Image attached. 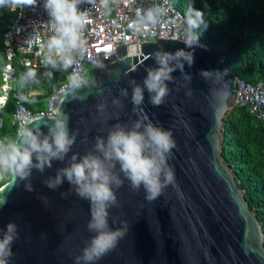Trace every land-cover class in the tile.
Returning <instances> with one entry per match:
<instances>
[{
    "label": "water",
    "instance_id": "obj_1",
    "mask_svg": "<svg viewBox=\"0 0 264 264\" xmlns=\"http://www.w3.org/2000/svg\"><path fill=\"white\" fill-rule=\"evenodd\" d=\"M141 44L140 55L136 42H130L97 59L91 78L75 94L69 87L59 91L53 100L56 111L36 114L29 124L47 133L52 117L66 113L75 135L69 157L72 152L82 155L91 150L96 138L106 136L112 125L137 119L140 108L173 133L175 147L168 164L174 170L175 184L147 200L142 186L134 189L124 179L116 191L118 204L109 210V221L116 220L113 227L125 221L129 228L96 264H264L263 226L222 149L225 117L236 106L237 75L212 49L195 45L188 49L194 53V63L185 64L191 81L177 69L163 104L152 105L146 91L144 104L136 108L129 81H143L146 67L154 66L153 52L160 47L169 51L186 48L183 41L158 34L156 40ZM201 69L226 75L213 74L207 80ZM225 81L227 98L220 94ZM124 88L127 96L121 95ZM114 98L120 103L113 104ZM66 163L67 159L54 160L43 172L33 169L26 181H13L11 175L1 184L0 196L6 202L0 206V228L9 221L19 226L10 264H74L91 239L89 201L74 191L69 193L72 186L67 180L56 189L44 183ZM29 181L31 190L25 187Z\"/></svg>",
    "mask_w": 264,
    "mask_h": 264
},
{
    "label": "clouds",
    "instance_id": "obj_2",
    "mask_svg": "<svg viewBox=\"0 0 264 264\" xmlns=\"http://www.w3.org/2000/svg\"><path fill=\"white\" fill-rule=\"evenodd\" d=\"M34 3L36 0H0V6L6 5L11 10ZM80 3L81 0H43L53 33L43 46L42 63L50 69L45 73L48 77L53 75L52 70L67 71L72 68L77 57L83 56L86 51L82 27L88 10H81L78 7ZM193 3L194 0H190L185 12L181 41L186 48L175 51L163 47L156 49L152 54L154 66L146 67L143 81H129L131 101L136 108L144 104L146 91L152 105L163 104L170 92L169 82L176 79L173 72L177 69L186 81H191V74L185 72V64L191 66L194 63V53L188 49L199 44L201 32L208 26L204 11L195 8ZM167 11L166 7L159 4L137 9L130 27L142 31L155 26ZM200 74L207 80L213 74L226 75L209 69H201ZM68 81L69 92L73 94L86 83L75 68L69 73ZM38 83L39 77L31 67H27L17 77L21 89ZM220 94L224 98L229 95L226 81ZM121 95L127 96L128 89H121ZM20 99L25 100L26 96L21 93ZM112 102L120 103L118 98ZM98 107L102 111L104 105ZM137 117L130 123L112 125L106 136L96 138L91 150L82 155L72 152L69 157L67 154L72 150L75 135L69 129V116L66 113L60 112L53 116V122L48 126L47 133H44L39 126L29 127L32 121L21 110L19 118L22 124L17 137L0 144V173H11L13 181L17 178L26 181L33 169L43 172L45 168L52 167L54 160L67 159L65 166L58 168L55 175L46 178L44 183L50 189H56L67 180L72 186L69 193L74 191L89 201L90 219L87 228L93 235L81 254L75 257L74 264H96L126 235L129 228L127 222L121 221L120 226L113 227L116 220L109 221V210L118 204L116 191L123 185L125 178L134 189L142 186L147 200L156 199L165 187L175 184L174 170L168 164L171 150L175 147L172 131L150 120L143 114L142 108ZM25 187L31 190V182L26 183ZM69 193L61 195L66 197ZM5 202L4 197L0 196V206ZM18 238L19 226L15 221H9L0 228V264H10L14 255L13 245Z\"/></svg>",
    "mask_w": 264,
    "mask_h": 264
},
{
    "label": "trees",
    "instance_id": "obj_3",
    "mask_svg": "<svg viewBox=\"0 0 264 264\" xmlns=\"http://www.w3.org/2000/svg\"><path fill=\"white\" fill-rule=\"evenodd\" d=\"M172 1L185 15L190 0ZM193 6L202 9L208 21L199 39L209 44L210 49L224 59L238 78L253 83L263 79L264 0H194ZM15 15L6 5L0 6V95L2 72L8 62L4 43L5 22L13 20ZM12 63L17 77L27 67L33 68L39 83L23 89L17 84L5 106L0 108V140L3 143L17 137L20 125L13 123V114L21 93L26 96L25 103L31 110H45L54 86L64 82L70 72V68L67 71L52 70L53 75L48 77L45 73L50 69L44 65L25 66L20 56H16ZM93 71L94 68L89 66L87 80ZM36 90L39 92H34ZM223 130L225 161L233 170L264 229V119L236 105L227 113ZM0 175V186L11 178V173Z\"/></svg>",
    "mask_w": 264,
    "mask_h": 264
},
{
    "label": "built area",
    "instance_id": "obj_4",
    "mask_svg": "<svg viewBox=\"0 0 264 264\" xmlns=\"http://www.w3.org/2000/svg\"><path fill=\"white\" fill-rule=\"evenodd\" d=\"M153 4L162 5L168 9L160 22L142 31H136L130 27L137 9H145ZM78 7L81 10H88L82 27L87 47L83 56L77 57V62L70 68L69 73L75 68L84 81H87L88 67L92 66L95 69L98 64L97 59L119 45L136 42L137 55H140L142 54L141 41L156 40L157 34L161 38L179 41L182 39L185 15L172 0H81ZM12 11L16 14L15 18L5 22L4 43L8 62L2 72L0 108L5 106L9 94L17 85L16 68L12 60L20 56L21 63L25 66L43 65V46L53 34L49 26L50 17L43 6V0H36L34 4L24 5ZM196 46L210 48L209 44L200 39ZM66 87H69L68 76L64 82L54 86V92L48 98V106L42 111L34 112L27 106L25 100L19 97L13 114V123L21 126L22 121L19 118L21 110L30 119L36 114L54 113L56 110L53 100L57 93ZM236 105L248 109L259 119H264V78L257 83L238 78ZM2 143L0 140V144ZM1 178L2 175H0Z\"/></svg>",
    "mask_w": 264,
    "mask_h": 264
},
{
    "label": "rangeland",
    "instance_id": "obj_5",
    "mask_svg": "<svg viewBox=\"0 0 264 264\" xmlns=\"http://www.w3.org/2000/svg\"><path fill=\"white\" fill-rule=\"evenodd\" d=\"M93 68H94V67H93ZM34 92H36V93H37V92H39V90H36V91H34ZM48 102H49V101H48ZM48 102H47V106H48ZM46 108H47V107H46Z\"/></svg>",
    "mask_w": 264,
    "mask_h": 264
}]
</instances>
